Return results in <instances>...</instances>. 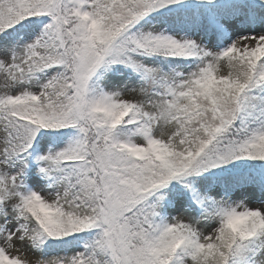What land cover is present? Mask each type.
Segmentation results:
<instances>
[{
  "label": "snow or ice",
  "instance_id": "obj_1",
  "mask_svg": "<svg viewBox=\"0 0 264 264\" xmlns=\"http://www.w3.org/2000/svg\"><path fill=\"white\" fill-rule=\"evenodd\" d=\"M0 264H264V0H0Z\"/></svg>",
  "mask_w": 264,
  "mask_h": 264
}]
</instances>
